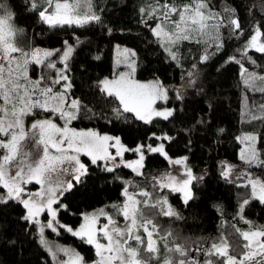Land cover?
I'll return each mask as SVG.
<instances>
[{
	"label": "trees",
	"instance_id": "trees-1",
	"mask_svg": "<svg viewBox=\"0 0 264 264\" xmlns=\"http://www.w3.org/2000/svg\"><path fill=\"white\" fill-rule=\"evenodd\" d=\"M159 2L171 4L173 0ZM175 2L179 5L188 0ZM0 3L12 10L18 39L28 48H61L65 42L74 45L67 74L70 94L81 107L73 125L119 136L132 149L141 144L145 152L143 175L133 173L124 163L132 159L136 151H126L123 158L105 165L101 160L91 163L80 181L64 191L57 202L58 223L74 227L81 222L82 215L92 209L118 206L124 197L123 190L127 189L139 195L141 201L147 199L155 203L166 199L178 213L169 217L157 214L156 209H145V216L158 229L154 237L160 248L159 258L152 264H163L165 258L173 259L174 264L178 259L194 264H205L211 259L213 264H219L222 258L210 257L206 250L221 236L232 244L231 254L238 255L241 238L235 229L248 230L250 225L246 221L264 225V202L248 200L250 187H244L246 183L242 179H225L220 164L239 161L241 141L238 138L248 133L258 137L256 149L264 160V121L251 120L253 114H258V106L264 104V94L244 83L249 74L264 75V53L245 49L257 27L264 32V0H209L212 11L221 14L222 19L215 23L219 28L209 27L203 35L196 33L194 39L172 43L171 48L153 33L158 22L170 30L174 27L161 19L162 10L152 12L155 0H91V9L99 16L98 21L83 26L55 27L40 19L39 12L51 8L45 0H0ZM142 8L145 11L142 12ZM225 8L235 12H225ZM84 11L86 8L82 7L81 14ZM175 18L173 14L171 19ZM231 19L239 20V29L230 24ZM261 40L264 42V36ZM117 42L134 49L137 78L156 77L170 90L183 86L191 69L198 71L196 85L190 89L189 96L173 102L171 117L143 121L131 112H124L115 97L101 91V80L115 72L113 47ZM168 49H172L175 59ZM204 56L208 59H203ZM243 69H247V73ZM158 143L163 144L169 157H187L188 166L196 177L187 203L178 193L162 189L157 182L156 178L170 167L163 154L148 151V146ZM253 168L264 178V167ZM144 191L150 193V197H144L141 194ZM245 200L249 203L244 204ZM24 213L18 201L0 202V264H51L33 224L23 219ZM114 213L119 217V212ZM169 232L171 236L167 235ZM56 237L75 247L86 260L95 258L93 247L83 239L63 229ZM175 244L186 249L185 256L167 251Z\"/></svg>",
	"mask_w": 264,
	"mask_h": 264
},
{
	"label": "snow or ice",
	"instance_id": "snow-or-ice-1",
	"mask_svg": "<svg viewBox=\"0 0 264 264\" xmlns=\"http://www.w3.org/2000/svg\"><path fill=\"white\" fill-rule=\"evenodd\" d=\"M45 2L49 7L53 6V0H45ZM32 6L36 7L34 3ZM82 7L86 8L83 14L80 12ZM151 10L152 12L162 10L164 20L169 21L175 27L174 33L164 32L163 28L156 31L157 36L163 35L173 44L181 40L191 39L192 32H199L203 35L209 27L219 28V24H210L209 22L222 19L219 12L212 11L209 0H188V2L179 5L176 4L175 0L171 4L167 2L161 4L159 0H155V7ZM141 11L143 12L145 9L142 8ZM224 11L235 12L231 8H225ZM0 13H2L0 14V137H8V139L0 138V148L6 149V154L0 156V186L6 189V192L0 193V202L19 201L27 210L23 219L36 223H40L36 218L41 212L47 210L52 219L46 225H41L40 232L42 234L44 227L53 228V221L56 220L58 210L52 207L56 202V192L61 188L67 190L73 187L70 182L65 183L62 175H56L54 178V174L67 171L66 168L62 167L66 161H74L78 165L75 168L76 175L74 178L79 182L80 177L87 172L85 165L79 161V154L83 152L91 157L92 163H96L97 160L115 161V157L108 152V142L115 141L112 146H119L116 153L118 156H122L125 151L141 153L140 159L129 162L127 167L133 168L138 175H143L142 172H139L144 159L141 151L143 146L128 149L121 144L119 137L101 135L92 129L77 131L75 128H69L67 125L77 119V113L81 107L80 102L72 100L69 105L71 110H65L64 106L67 100L63 92H53L51 86L40 87L41 81L44 80L43 76L34 81L29 79L27 65L32 61L43 64L44 59L40 57V50L38 49L32 52L31 61L27 58L28 53L17 47L16 44L18 30L12 23L13 14L6 11L3 6H0ZM173 14L178 19L172 20ZM39 16L53 27L73 24L83 26L91 21L99 20V16L92 12L91 0H62V2L55 0L54 11L51 13H48L47 10L40 11ZM229 22L234 28H240L238 19H231ZM262 36H264V32L257 27L246 47L264 53ZM72 51V47L69 46L63 54V60L67 61ZM125 51L129 55H135L130 50ZM16 53L24 57L23 63H20L19 57L14 55ZM51 55L53 52L50 51L43 53L44 58ZM173 59H175V55H173ZM203 59L206 60L208 57L204 56ZM4 61L8 64L7 69L4 66ZM47 66L54 68L55 64ZM129 69V72L119 73L115 79L105 78L102 80L100 82L101 91L108 96L115 97L124 112L134 113L139 119L146 122H151L154 116L164 119L171 117L174 110H157L153 107L157 100H167L168 98L162 84L158 80L148 82L136 80L134 78V62L129 64ZM243 72L247 73V69H243ZM61 80L65 81L63 85L65 89L71 87L68 77L63 73L57 79L50 81V84H58ZM256 81H259V84ZM244 83L252 90L264 94V75L249 74ZM37 91L43 97L42 100L33 99ZM34 109L57 114L65 121V126H58L52 119L37 120L31 125V128L37 130L38 140L30 141L28 134L24 131L23 117L31 115ZM251 120L264 121V104L258 106V114H253ZM35 135L36 133H33V136ZM165 138L171 139L170 137ZM238 139L246 142L247 156L245 150H242L241 159L245 160L248 165L264 167V160L260 159L255 148L258 137L253 134H245ZM29 143L35 144L37 150H29L27 148ZM50 149H54L55 153L50 152ZM70 150L74 154L69 155ZM148 150L167 155L164 153L163 145L156 148L148 146ZM186 160L187 157H183L172 160L171 163L183 164ZM13 168L15 169L14 172L12 171ZM107 170L111 171L112 169L108 168ZM233 171V167L228 165L225 167L222 176L228 179L233 175ZM248 175L250 178L243 186L250 187L252 196L264 202V180L251 178L250 173ZM187 177V179L178 181L176 177L165 174L156 179L161 188H170L174 192L183 193L184 201L187 203L192 196L191 182L196 179L192 176L190 169L187 170ZM33 180L40 184H46L47 187L40 192L29 193L28 198L24 199L22 197L25 192L23 185L31 183ZM141 194L144 197L151 195L147 191ZM123 195L127 198L124 204L112 206L118 208L119 213L125 218L126 223L123 227L117 225L111 216L100 209L96 213L85 214L84 223L79 230L73 231L70 227L67 228V231L72 232L73 235L79 236L88 244L95 246L98 259L93 264H152L154 259L159 258L160 248L158 241L154 239V232H158V229L155 223L145 216V209H156L157 214L169 217L178 215L172 206L167 204L166 199L157 200L155 203H150L147 199L144 201L136 200L133 195L128 193L127 189L124 190ZM243 203L248 204L249 201L245 200ZM101 215L107 216L108 223L97 228L96 224ZM246 223L250 225L248 230L235 229L238 237L241 238L237 245L240 248L238 255L231 254L232 244L225 236H221L218 242L212 243L206 250L207 254L210 257L222 258L219 264H264V225H255L251 221H246ZM149 226H151V230H149ZM141 229L147 234L146 238L138 234ZM167 235L171 236V233L169 232ZM101 238L104 239V243H101ZM161 239L165 238L161 237ZM129 241H134L135 245L130 244ZM40 243L47 248L57 264H85L84 258L74 250L59 248L58 251L64 252L69 257L66 261H60L57 253L52 251L48 241L43 239V236ZM167 251L178 253L180 256L186 255V249L180 244H175ZM163 264H174V262L171 258H165ZM175 264H194V262L178 259ZM205 264H213V261L211 259L206 260Z\"/></svg>",
	"mask_w": 264,
	"mask_h": 264
},
{
	"label": "rangeland",
	"instance_id": "rangeland-1",
	"mask_svg": "<svg viewBox=\"0 0 264 264\" xmlns=\"http://www.w3.org/2000/svg\"><path fill=\"white\" fill-rule=\"evenodd\" d=\"M61 2H62V0H61ZM54 4H55V1H53V6L49 10H47L48 13H51V12L54 11ZM0 5H2V4L0 3ZM2 6H3V8L6 11H10L13 14L12 10L9 7L4 6V5H2ZM0 14H2V13H0ZM161 16H162L161 19L164 20L163 14H161ZM176 19H178L177 16H176L175 20ZM216 22H217V20L210 21L209 23L210 24H215ZM12 23H13L14 27L17 29V26H16V23L14 22V19H13ZM44 23L47 24L46 22H44ZM159 28H163V31L164 32H168V33H174L176 31L175 27H173V30H170V29L166 28L165 26H163L160 22H158V24H156V26H154V28H153V33H154L155 36H157L156 35V31H158ZM196 33H199V32H192L191 33V37H192L191 39H194V35ZM157 37L159 38V40L162 43H164L169 48H171V44L172 43L168 40L167 37H165L163 35L157 36ZM173 39H174V37H173ZM248 41L246 42L245 46H247ZM16 44H17V47L23 49L24 52L28 53V57L27 58L30 61H31V54H32V52L34 50H37V49L40 50V57L42 59H44V63L43 64H37L34 61H32V62H30L27 65V72H28L29 79L34 81V80H37V79H39L40 77L43 76L44 77V80L41 81L40 87L51 86L53 88V92H63L64 95H65V98L67 100V103L64 106L65 107V110H71L69 108V105H70L71 101L72 100H77V99L71 96L70 90H69L70 88L65 89L63 87V85L65 84V81L61 80L58 84H54V85L50 84V81L57 79L58 76L61 73H63L64 75H66L68 77V74H67V63H68V60L71 57V54H72L73 51L68 56L67 61L63 60L62 57H63L64 52L68 49V47L71 46L72 49H74V45L73 44H70L68 42H65L64 45L61 48L36 47V48L30 49V48H28L26 46V44H24V42H22L20 39H18V34H17V37H16ZM245 49H254V48H247L246 47ZM125 50H130V52L135 53L134 52V49L131 46H128V45L123 44V43H118V42L114 44V47H113V52H114L113 53V63H114V70H115V72H114V75L104 77L102 80H104L105 78H108L110 80L111 79H115L119 75V73L129 72L130 71V69H129V64L130 63H133L134 62V65H135V55H129L128 53H126ZM254 50H256V49H254ZM45 51L53 52V55H51V56H49L47 58H44L43 57V53ZM168 51H169L170 56L173 57V51H172V49H168ZM14 55H16V56L19 57L20 63H23L24 57L20 56L19 53H16ZM49 64H55V67L54 68L48 67L47 65H49ZM4 66L7 69L8 64H7L6 61H4ZM13 67H14V65H13ZM190 75H192V76L189 78ZM197 75H198V71L195 70V69H191V71L189 73V76H188V79H187L188 82L186 81L183 86H176L174 88L172 87L171 90L169 89L168 86L163 85L158 80V78H156V77H150V78L140 79V78H137L135 76V73H134V78L136 80L141 81V82H148V81H156V80H158L162 84L163 88L166 90L167 97L168 98H167V100H157L155 102V104L153 105V107L155 109H157V110H165V109H172L173 110L174 109L173 102L180 100L184 96H189V91L191 92V90H193V88L196 85ZM68 81H69V78H68ZM21 82L23 83V81H21ZM33 99H41L42 100L43 97H41L40 94H39V92L37 91L35 93V95L33 96ZM46 112L47 111H43V110H40V109H34L33 110V113L31 115H26V116L23 117V121H24V131H25V133L28 134V139L30 141L31 140H34V139H37L38 140V132H37V130L31 128V125L35 121H37V120L52 119L53 122L56 123L58 126H60V127H64L65 126V121L63 119H61L57 114H55V113H49V112L46 113ZM154 118H162V117H155L154 116L152 119H154ZM67 126L69 128H75L77 131H79V130H85L86 131L88 129H92V130L100 133L101 135H108L110 137H119V136H116V135H113V134L101 132V131H99V130H97L95 128H90V127L87 128V127L74 126L73 125V121H71V123L68 124ZM33 133H36V135L33 136ZM248 134L255 135V133H248ZM243 136H241L240 138H242ZM0 138L8 139V137H0ZM240 141H241V146H240V149H239V161L238 162H231V161H223V162H221V164H220L221 174L225 170V167L226 166L231 165L233 167L234 171H233V175L231 177H229V178L242 179L244 183H247V180L250 178L248 174L250 173L251 174V178H260V179L264 180V178H261L259 175H257L255 173V170H254L253 167L256 166V165H248V164H246L245 160H242L241 159V152H242V150H245V155L246 156H247V151H246V142H242V139H240ZM120 142H121L122 145H124L128 149H132L128 145L124 144L121 141V139H120ZM114 143H115V141H109L108 142V152L111 153V155L114 156L115 159H118V157L119 158L120 157L123 158L126 151L123 152V155L122 156L116 155L119 146L113 147L112 145ZM140 145L141 144L136 145L135 148H137V146H140ZM160 145H163V144L162 143H158V144L152 146V148H156V147H158ZM66 146L67 145L65 144V147ZM27 148L29 150H37L36 149V145L33 144V143H29L27 145ZM255 148H256V144H255ZM141 151L143 152V156L145 157L144 150L141 149ZM50 152H52L54 154L55 153V150L54 149H50ZM150 152H152V151H150ZM164 153H165V151H164ZM4 154H6V149L0 148V156H2ZM68 154L69 155H72L74 153L70 150ZM161 154H163V153H161ZM140 155H141L140 152H136V155L133 156L132 159L127 160V161H124V163L128 164L129 162L138 161L140 159ZM165 157L168 159V162H169V166L170 167H169V169L165 173L159 175L157 178H159V177H161V176H163L165 174H168V175H171V176L176 177V179L178 181L179 180H184V179H187L188 178L187 177V170L190 169V167L188 166L187 160L183 164H173V163H171L172 160L181 159L184 156L169 157V156L166 155ZM79 161H80L81 164L85 165V167L87 168V170L89 168V165L92 163L91 157L85 155L83 152H81L79 154ZM101 162L105 165L106 163L114 162V161H111V160L102 161L101 160ZM143 162H144V159L142 161V166H143ZM106 166H108V164ZM62 167L63 168H66L67 171H63L62 173L54 174V178H55L56 175H62V179L65 181V183H69L70 182L73 185V183L76 181L75 178H74L75 175H76L75 168L78 167V165H76L74 161L73 162H67L66 161L65 164ZM130 169L133 171V173L138 174L137 171H134L133 168H130ZM141 170H142V167L139 168V172H141ZM12 171L14 172L15 169L13 168ZM191 174H192V176H194L193 173H192V171H191ZM157 182H158V180H157ZM191 184H192V182H191ZM23 187L25 189V192L22 194V197L24 199H27L29 193L40 192L43 188H46L47 185L46 184L37 183L35 180H33L31 183L24 184ZM190 188H191V185H190ZM162 189L171 191L173 193H178L179 196H180V198L182 199V201H184L183 193H181V192H174L170 188H162ZM124 190H123V193H124ZM64 191H66V190L64 188H61V189H59L56 192V202L52 205V207L54 209H57L56 204L59 201V199L61 198V195L64 193ZM4 192H6V189H4L2 186H0V193H4ZM128 193L130 195H133L136 200H140V196L139 195L132 194L129 191H128ZM191 194H192V189H191ZM126 199L127 198L124 196L123 199H122V201L119 202L118 206L123 205L124 202L126 201ZM251 199H257V200H259L258 198H254L252 196L251 188H250V197H249L248 200H251ZM15 201H17V200H15ZM22 206H23V204H22ZM243 207H244V204H242L240 206V208H239L240 214H241V212L243 210ZM100 209H103L104 212L107 213L108 216H111L112 219L114 221H116L117 225H119L121 227H123L125 225V223H126L125 218L121 214L118 217L114 213V211L119 212L118 211V208L115 209V208H112L111 207V209H110V206H101V207L92 209V210L84 213L82 215L81 222L77 226H74V227H72L70 225H66V224L60 225L59 223H57L58 220H57V216H56V220L53 221V228L44 227V231H43L42 234L40 232L41 225H46L47 222L52 219L50 213L47 212V210L41 212V214L36 218L37 220H39L40 223H36L34 221H29V220L28 221L33 224L35 233L37 234V236L39 238V241H41V237L43 236V239H45L46 241H48L49 246L52 248V251L57 253V257H58V259L60 261H66V260H68L69 257L64 252L58 251V249L59 248H67V249L74 250L75 252H78L84 258L85 264H93V262L98 259L97 255H96V250H95V246L94 245H91L90 244L93 247V249H94L95 258L93 260H86L85 257H84V255L80 251H78L72 245L67 244V243H64L61 239L57 238L56 235H59L62 229L64 230V232H66V233H68L70 235H73L72 232L67 231V228L68 227H70L71 229H73V231L79 230L80 229V226L84 223V216H85V214L96 213ZM24 210H25V213H24V216H25L27 214V210L25 208H24ZM106 223H108L107 216L101 215L98 218L96 227L97 228H100V227H102ZM149 230H151V226H149ZM242 231H246V230H242ZM138 234L144 236L145 238H146V235H147L146 233L143 232V229H141ZM73 236H75V235H73ZM76 237H79V236H76ZM154 239H156V238L154 237ZM84 241H86V240H84ZM104 242H105L104 239L101 238V243H104ZM129 243L130 244H133V241H129ZM42 247L49 254V256L51 258V264H57V261L53 260V257L51 255V253L47 250V248L45 246H43V245H42Z\"/></svg>",
	"mask_w": 264,
	"mask_h": 264
}]
</instances>
